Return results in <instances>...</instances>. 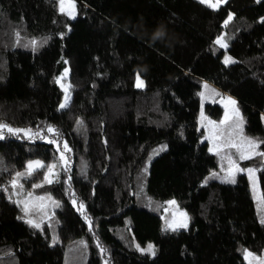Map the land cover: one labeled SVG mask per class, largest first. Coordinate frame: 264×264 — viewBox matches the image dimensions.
Wrapping results in <instances>:
<instances>
[{"label": "trees", "instance_id": "obj_1", "mask_svg": "<svg viewBox=\"0 0 264 264\" xmlns=\"http://www.w3.org/2000/svg\"><path fill=\"white\" fill-rule=\"evenodd\" d=\"M74 1L71 20L60 0H0V264H65L68 247L82 242L88 257L78 264H246L241 247L262 256L264 222L247 177L203 185L220 161L198 116L203 85L231 97L264 152V0L217 9L198 0ZM223 34L225 50L216 46ZM67 67L71 101L60 110L57 78ZM9 128L70 149L55 183L38 189L58 203L59 244L26 224L2 189L33 161L44 167L27 182L44 180L57 145ZM259 182L264 196V167ZM169 200L191 216L188 230L162 229ZM134 240L154 244L157 256L138 253Z\"/></svg>", "mask_w": 264, "mask_h": 264}, {"label": "rangeland", "instance_id": "obj_2", "mask_svg": "<svg viewBox=\"0 0 264 264\" xmlns=\"http://www.w3.org/2000/svg\"><path fill=\"white\" fill-rule=\"evenodd\" d=\"M225 1L227 0H222V2H220L217 7L211 8L217 9L222 4H224ZM69 2L70 0H64V10L62 11L60 0L59 9L62 13L66 14L71 20H73L77 17V3L74 0H71V3L74 4V7H69ZM212 2L216 3V0H212ZM203 4L209 6L207 3ZM69 12H71L72 14L70 15ZM229 20L230 19H228L227 21ZM219 38H223L222 43L226 44L227 47H222L221 44L218 43H216V46L223 50L227 49L231 39L226 34H223ZM226 58L229 59L228 63H225ZM223 62L226 65H230L234 62V59L230 55L225 54L223 56ZM69 74L70 70L67 67L63 69V71L57 78V84L63 91V100L59 106L60 110L66 109L71 101V94L66 83ZM140 82H142V86H137V88L142 89L144 87V82L141 78H138L137 85ZM66 96L68 97L67 103L65 107L62 108L61 105L65 104ZM199 96L201 98V110L198 116V123L199 126L205 131L203 141L209 143L210 152L215 155L220 161L218 168L211 171V173L203 181V185H206L209 181H219L224 184H235L238 176H246L249 182L253 200L255 202L258 217L261 222H264V196L259 182V172L264 167V156L255 154L263 152L260 149L262 140L248 133L246 129L247 118L241 105L236 100L232 99L231 97L219 95L214 89L212 91L210 87H205V85H203L202 90L199 91ZM232 101H235V103L233 104ZM207 104L213 106L217 105L222 108L223 113L219 119L212 118L207 113ZM4 131L5 128L0 129V137L2 138L4 137ZM49 132L54 133V131ZM8 133L17 135L20 138L26 137L31 141H52L57 145L59 154L56 158L55 163L50 166V168L52 169L51 173L48 170L45 175V177H48V179L52 181L51 183L47 182L46 179L38 181L36 183L27 182L31 175L44 167V163L42 161H33L29 163L33 164V168L31 170L29 169L28 164L26 169L19 172L22 175L17 176V173L9 184L2 185V189H4L8 200L14 201L21 207L24 214L22 220L26 224L38 231H41L42 233L47 230L51 237L52 244H59L60 238L58 235L57 221L55 220V211L58 209V203L54 200L53 196L49 192L43 190L38 191V189L42 185H44V183H47L49 185L54 184L61 166L68 165V147L66 149L65 144L61 145L48 136L43 137L44 133H29L26 131H8ZM249 141H253L258 146L253 148L249 145ZM160 153H162V150L156 151V155H159ZM241 153L245 154L246 156L250 155L251 158L240 159ZM61 154H63V159L61 158ZM35 162H39L41 165H43V167H36ZM53 165H55L54 168H52ZM248 169L254 170L252 175H249L247 171ZM226 178H234L235 183L228 182ZM13 181L16 182L15 187L12 184ZM37 185H39V187H37ZM26 189H28L29 191L27 193H24ZM172 201H174L175 203H170ZM25 205H27V211H25ZM29 220H31L33 224H39L40 227L36 228L32 224H29ZM161 220L162 229L168 232L188 230L191 225V216L178 204L176 200H169L165 202L164 210L161 213ZM185 221L188 225L186 228L178 226ZM130 226V220L127 219L126 228H130ZM131 237H133L132 233ZM133 244L138 253L142 255H148L153 258L158 254V248L152 243L144 246L134 240ZM149 245L153 246L155 255L147 251ZM240 253L243 256L246 264H264V254L262 256H258L244 247H241ZM249 253L251 255H248ZM87 254L88 253L86 250L85 242H82L80 244H73L67 249L65 264L82 263V261H84L88 257Z\"/></svg>", "mask_w": 264, "mask_h": 264}, {"label": "snow or ice", "instance_id": "obj_3", "mask_svg": "<svg viewBox=\"0 0 264 264\" xmlns=\"http://www.w3.org/2000/svg\"><path fill=\"white\" fill-rule=\"evenodd\" d=\"M200 2H201V3H207L210 7L215 8V7H217V6L219 5L220 2H222V0H216V3H213L212 0H200ZM69 7H74V4L71 3V0H70V2H69ZM61 10H62V11L64 10V0H61ZM69 14L71 15L72 13L69 12ZM229 19H231V16L229 17ZM222 39H223V38H219V39H217L216 43L221 44L222 47H227L226 44H223V43H222ZM33 43H35V42H33ZM228 62H229V59L226 58L225 63H228ZM137 86H142V82L138 83ZM205 87H207V85H205ZM67 99H68V97L66 96V97H65V104H62V105H61L62 108L65 107V105H66V103H67ZM232 103L234 104L235 101H232ZM4 127H7V126H6V125H2V124H0V129H2V128H4ZM8 131H10V132H13V131H15V132H19V131H21V130H18V129H11V128H9ZM49 131H54V129L49 128ZM0 138H2V137H0ZM248 143H249V145L252 146L253 148H255V147L258 146V145H256L253 141H249ZM233 146H235V145H233ZM65 148L67 149V145H66V144H65ZM68 150L70 151V149H68ZM255 154H256V155H260V156H264V152L255 153ZM61 158L63 159V154H61ZM248 158H251V156H250V155H247V156H246L245 154L241 153L240 159H248ZM35 166H36V167H43V165H41L39 162H35ZM28 167H29V169L31 170V169L33 168V164H29ZM54 167H55V165L52 166V168H54ZM237 168H238V166H237ZM51 171H52V169L50 168V169H49V172L51 173ZM241 171H243V170H241ZM247 171H248L249 175H252L253 172H254L253 169H248ZM19 175H22V174L18 173L17 176H19ZM213 175H215V174H213ZM45 179H46L47 182H49V183L52 182L50 179H48V177H45ZM226 180H228V182L235 183L234 178H231V179H230V178H226ZM12 184H13L14 187L16 186V182H15V181H13ZM37 187H39V185H37ZM40 199H43V198H40ZM170 203H175V202L172 201V202H170ZM81 207H83V205H81ZM25 211H27V205H25ZM85 218L87 219V217H85ZM28 223H29V224H32V225H33L34 227H36V228H39V227H40L39 224H33V222H32L31 220H29ZM178 226H179V227H184V228H186L188 225H187V222L185 221L184 223H182V224H180V225H178ZM170 227H171V225H170ZM173 230H175V229H173ZM147 251L150 252V253H152L153 255H155V252H154V250H153V246H152V245H149V246H148ZM248 255H251V254L249 253Z\"/></svg>", "mask_w": 264, "mask_h": 264}]
</instances>
